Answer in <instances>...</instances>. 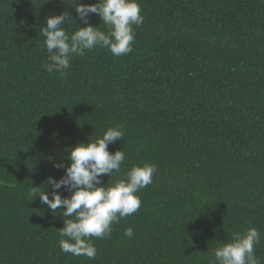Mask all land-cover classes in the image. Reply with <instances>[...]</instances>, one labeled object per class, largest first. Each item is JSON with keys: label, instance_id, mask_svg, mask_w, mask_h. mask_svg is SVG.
<instances>
[{"label": "trees", "instance_id": "obj_1", "mask_svg": "<svg viewBox=\"0 0 264 264\" xmlns=\"http://www.w3.org/2000/svg\"><path fill=\"white\" fill-rule=\"evenodd\" d=\"M77 2L0 0V264H209L249 226L264 264V0H138L131 53L96 47L49 74L45 17L67 11L71 36L85 26ZM115 126L124 137L108 150L125 160L102 182L145 163L153 182L137 212L91 238L95 259L66 254L63 208L35 194L65 174L54 164H70L68 149Z\"/></svg>", "mask_w": 264, "mask_h": 264}, {"label": "clouds", "instance_id": "obj_2", "mask_svg": "<svg viewBox=\"0 0 264 264\" xmlns=\"http://www.w3.org/2000/svg\"><path fill=\"white\" fill-rule=\"evenodd\" d=\"M74 8L85 26L79 25L71 36L62 27L66 22H75L67 11L45 17L46 26L41 29V34L48 53V62L44 64L46 72L63 76L70 68L73 55H83L86 50L96 47L106 48L116 57L132 52L136 35L133 25L138 27L144 21L138 0H97L94 4L78 0ZM91 14L99 17L107 31L89 23ZM123 137L121 126L108 127L95 140L89 139L87 143L81 142L68 149L70 164H54L57 169L63 168L65 174L59 180L48 178L46 184L52 189L50 193L43 190L35 194L52 212L63 208L64 227L56 230L61 237L59 247L62 252L95 259L97 250L91 238L109 236L114 223L140 209L137 193L153 182L156 165H133L123 178L113 183H103L101 179L103 175L111 177L114 172H120L125 153L122 150L110 153L108 148ZM62 187L70 196H61L58 190ZM124 236L132 238L133 229L127 228ZM260 241L261 234L255 227L233 232L227 243L214 249V259L209 264H261L255 253V246Z\"/></svg>", "mask_w": 264, "mask_h": 264}]
</instances>
